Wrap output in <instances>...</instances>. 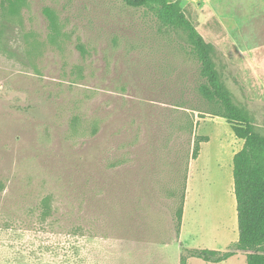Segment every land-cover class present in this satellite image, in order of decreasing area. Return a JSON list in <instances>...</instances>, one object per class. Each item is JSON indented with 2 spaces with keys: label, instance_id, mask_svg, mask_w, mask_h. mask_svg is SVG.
<instances>
[{
  "label": "rangeland",
  "instance_id": "obj_1",
  "mask_svg": "<svg viewBox=\"0 0 264 264\" xmlns=\"http://www.w3.org/2000/svg\"><path fill=\"white\" fill-rule=\"evenodd\" d=\"M168 1L214 46L233 102L264 136V0ZM203 82L187 33L150 8L0 0V236L164 243L190 194L202 229L191 243L232 242L244 141Z\"/></svg>",
  "mask_w": 264,
  "mask_h": 264
},
{
  "label": "trees",
  "instance_id": "obj_2",
  "mask_svg": "<svg viewBox=\"0 0 264 264\" xmlns=\"http://www.w3.org/2000/svg\"><path fill=\"white\" fill-rule=\"evenodd\" d=\"M129 7L150 8L166 25L182 28L188 36L193 53L201 64L204 80L200 91L209 102L220 104L223 112L217 114L231 126L235 136L244 141L242 149L233 159L234 194L237 203L239 240L227 251L210 249H185L181 264L188 257L207 262L221 263L237 253L247 256V264H264V136L257 133L248 113L237 106L225 86L215 62V48L207 43L197 29L186 18L178 3L168 0H121ZM207 136L200 137L195 144L192 159L197 160L201 143L209 142ZM183 208L179 214L180 230Z\"/></svg>",
  "mask_w": 264,
  "mask_h": 264
},
{
  "label": "crops",
  "instance_id": "obj_3",
  "mask_svg": "<svg viewBox=\"0 0 264 264\" xmlns=\"http://www.w3.org/2000/svg\"><path fill=\"white\" fill-rule=\"evenodd\" d=\"M190 194L184 205L182 224L169 241L158 243L147 237L126 235L105 237L92 234H18L0 236L10 243L0 244V264H181L185 249L227 251L239 240L238 223L233 226L232 242L225 234L211 232L202 245L201 226L194 222L195 208ZM237 216V203L234 205ZM187 264H247V256L237 253L221 263L188 257Z\"/></svg>",
  "mask_w": 264,
  "mask_h": 264
}]
</instances>
